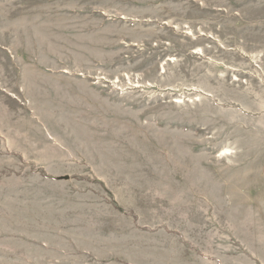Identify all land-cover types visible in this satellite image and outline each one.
Instances as JSON below:
<instances>
[{
	"label": "rangeland",
	"instance_id": "rangeland-1",
	"mask_svg": "<svg viewBox=\"0 0 264 264\" xmlns=\"http://www.w3.org/2000/svg\"><path fill=\"white\" fill-rule=\"evenodd\" d=\"M0 264H264V0H0Z\"/></svg>",
	"mask_w": 264,
	"mask_h": 264
}]
</instances>
